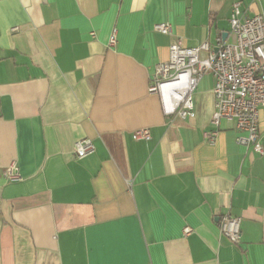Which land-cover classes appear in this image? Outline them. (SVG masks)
Instances as JSON below:
<instances>
[{
  "label": "crops",
  "instance_id": "obj_1",
  "mask_svg": "<svg viewBox=\"0 0 264 264\" xmlns=\"http://www.w3.org/2000/svg\"><path fill=\"white\" fill-rule=\"evenodd\" d=\"M236 1L264 13V0H0V264H264V154L226 119L207 141L214 76L194 118L149 91L176 36L234 41ZM259 128L264 145V107ZM82 138L95 151L77 159ZM13 162L23 180L7 178Z\"/></svg>",
  "mask_w": 264,
  "mask_h": 264
},
{
  "label": "built area",
  "instance_id": "obj_2",
  "mask_svg": "<svg viewBox=\"0 0 264 264\" xmlns=\"http://www.w3.org/2000/svg\"><path fill=\"white\" fill-rule=\"evenodd\" d=\"M234 41L217 39L216 47L208 41L196 47L184 45L182 38L175 37L169 46V58L156 65L149 91L161 97L167 114L177 113L183 118H194V92L206 73L214 76L213 129L205 132L208 142L215 144L223 119L233 121L239 131L246 132L237 138L238 143L252 147L264 154V145L259 128V110L264 107V13L246 15L242 2L233 3L229 18ZM153 29L162 34L173 35L170 22L154 24ZM94 34V33H93ZM114 29L109 45L116 44ZM136 140L151 138L150 129L140 128L133 133ZM95 151L90 138L75 142L73 153L77 159L85 158ZM11 181L23 180L18 165L13 162L6 169ZM221 233L232 242L241 238V217L224 214L219 221ZM192 231L184 229L185 234Z\"/></svg>",
  "mask_w": 264,
  "mask_h": 264
}]
</instances>
